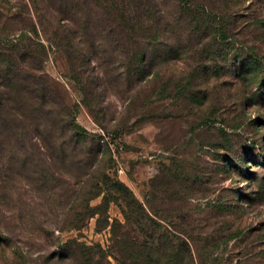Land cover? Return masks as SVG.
Masks as SVG:
<instances>
[{
  "label": "trees",
  "instance_id": "obj_1",
  "mask_svg": "<svg viewBox=\"0 0 264 264\" xmlns=\"http://www.w3.org/2000/svg\"><path fill=\"white\" fill-rule=\"evenodd\" d=\"M30 1L38 20L34 28L39 26L47 36L51 29L75 72L95 61L103 77L113 79L108 69L120 64L123 72L118 80L122 78L128 86L131 103L143 102V116L151 121L159 119L149 108L155 93L171 95L188 102L190 109L203 110L212 97L211 86L220 79L243 78V84L250 86L247 75H253L255 81L264 82V55L258 45L244 38L247 29L258 28L264 39V21L254 19L256 12L264 13V0ZM178 62H183L184 71L168 75ZM14 67L8 64L0 68V123L10 126L21 141L22 133L11 123L24 122L16 113L22 104L12 100L14 95L8 96L9 89L13 94L21 91L17 81L20 70ZM30 69V76L37 78L34 73H39L40 66ZM90 74L87 79L94 81L97 72L92 69ZM154 84L158 86L155 90ZM43 89L33 84L35 94ZM34 98L29 108L34 122L31 153L7 145L11 139L0 126V264H111L110 255L118 264H221L217 260L207 262L204 256L225 252L228 245L199 246L194 240L175 236L179 238L176 241L170 230L166 234L147 227L148 221L156 226L154 216H161L150 212L125 184L111 178L103 161L106 145L75 125L74 133L54 132L53 127L64 126L60 105L45 94ZM236 123L239 120L229 127L235 129ZM74 162L76 172L68 168ZM33 166L39 167L34 179L44 198L64 197L67 211L57 215L34 213L25 203L15 206L16 175L23 182L29 181L26 168ZM158 182H152L151 196H155ZM106 192L120 197L126 219L125 224L114 228L111 252L76 238L62 241L63 233L81 231L95 216L108 217L112 200L105 196L102 204L91 203ZM148 202L152 209L154 203L150 198ZM194 252L199 253V259Z\"/></svg>",
  "mask_w": 264,
  "mask_h": 264
},
{
  "label": "rangeland",
  "instance_id": "obj_2",
  "mask_svg": "<svg viewBox=\"0 0 264 264\" xmlns=\"http://www.w3.org/2000/svg\"><path fill=\"white\" fill-rule=\"evenodd\" d=\"M255 14L257 22L264 21V13ZM36 25L30 0H0V68L11 64L20 70L17 81L21 91L13 94L9 89L8 96L14 95L12 100L22 104L16 113L24 121L10 122L22 133L23 142L1 121V131L11 139L7 145L33 151L30 136L34 122L29 108L35 95L45 94L60 105L58 110L64 118V126L53 127V131L74 133L75 125L101 140L107 147L103 161L111 178L125 184L148 210L158 212L160 218L153 215L157 225L150 226L148 221L147 227L161 233L170 230L169 235L176 241L179 238L175 236L194 240L199 246L228 245L225 252L205 255L207 262L264 264V82L255 81L253 75H247L250 86L243 84V78L220 79L211 86L212 97L203 110L190 109L188 102L171 95L155 93L149 108L159 119L151 121L143 116V102L131 103L128 86L122 78L118 80L123 72L120 64L108 69L113 79L103 77L95 61L85 63L77 73L51 29L47 36L39 26L36 30ZM247 30L244 38L258 45L259 53L264 55V39L258 28ZM30 66H40L39 73H34L37 78L30 76ZM184 66L183 62L175 63L167 74L178 75ZM92 69L99 75L94 81L87 79ZM34 83L44 88L39 94L33 92ZM153 87L158 88L157 84ZM1 115L6 118L4 113ZM234 120H239L235 129L229 127ZM38 168H26L29 181L23 182L16 175L15 206L25 203L34 213L57 215L67 211L64 197L50 201L44 198L34 179ZM68 168L76 172V162ZM157 179L159 187L151 196L152 182ZM105 196L112 200L108 217L95 216L81 231L63 233L62 241L76 238L111 252L114 228L125 224L126 219L124 204L116 194L106 192L92 205L102 204ZM149 198L154 203L152 209ZM195 256L199 259V253ZM109 261L118 264L112 255Z\"/></svg>",
  "mask_w": 264,
  "mask_h": 264
}]
</instances>
